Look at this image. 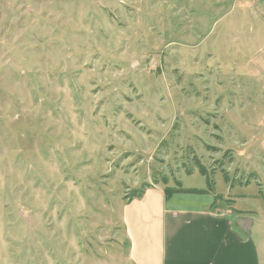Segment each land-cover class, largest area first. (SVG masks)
<instances>
[{"label": "rangeland", "instance_id": "obj_1", "mask_svg": "<svg viewBox=\"0 0 264 264\" xmlns=\"http://www.w3.org/2000/svg\"><path fill=\"white\" fill-rule=\"evenodd\" d=\"M217 2L0 0V264H131L124 203L206 190L194 158L264 221V80Z\"/></svg>", "mask_w": 264, "mask_h": 264}, {"label": "crops", "instance_id": "obj_2", "mask_svg": "<svg viewBox=\"0 0 264 264\" xmlns=\"http://www.w3.org/2000/svg\"><path fill=\"white\" fill-rule=\"evenodd\" d=\"M217 3L224 6V14H244L250 21L252 40L233 55L244 60L253 77L264 80V0ZM165 189L171 188L150 187L141 198L123 205L121 221L131 264H264V231L251 232L260 221L244 223L243 212L232 209L236 201L229 193L221 198L231 201L232 207L218 213L212 211L215 195H166ZM260 213L264 217V211Z\"/></svg>", "mask_w": 264, "mask_h": 264}, {"label": "trees", "instance_id": "obj_3", "mask_svg": "<svg viewBox=\"0 0 264 264\" xmlns=\"http://www.w3.org/2000/svg\"><path fill=\"white\" fill-rule=\"evenodd\" d=\"M208 150L211 151H217L216 148H211L209 146H206ZM194 169L198 171V173L206 179V190L205 191H198V190H183L181 188L178 189H165L166 195L174 194V193H181V194H203V193H213V187L214 184L212 180L210 179V174L207 173L206 169L194 158ZM222 174L223 180L227 184V186L232 189L234 186H239V184L235 182H231L230 178L228 177L227 173L224 171L220 172ZM187 175L190 176V172H187ZM252 179V178H251ZM249 185V183L247 184ZM145 188H150L149 186H145ZM144 193V188L137 194V197H134V199H139L142 197Z\"/></svg>", "mask_w": 264, "mask_h": 264}]
</instances>
